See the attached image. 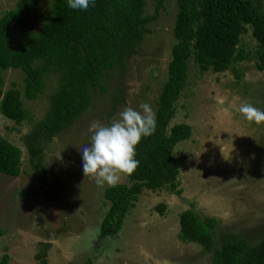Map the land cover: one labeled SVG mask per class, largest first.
I'll return each instance as SVG.
<instances>
[{
    "label": "rangeland",
    "instance_id": "1",
    "mask_svg": "<svg viewBox=\"0 0 264 264\" xmlns=\"http://www.w3.org/2000/svg\"><path fill=\"white\" fill-rule=\"evenodd\" d=\"M14 1L0 0V12ZM50 3L37 0L29 21L22 27L11 26L9 37L13 43H18L25 32L39 31ZM162 4L157 18L147 24L148 32L135 44V53L125 56L124 71L120 74L110 70L105 90L94 88L89 92L85 111L66 129L41 142L43 181L40 169H30L19 141L30 125H14L0 114V135L22 149L20 174H0V255L3 251L8 254V264H35L33 254L39 241L51 244L48 264H68L67 251L73 249L77 253L73 264L91 257V253L98 254V250L105 249V256L110 252L112 255L114 245L119 251L108 261L116 262L106 264H133L121 262L123 253L134 255L137 264H213L211 251L185 244L176 234L178 213L191 206L217 220L218 234L231 232L249 243L264 236V124L250 122L239 112L245 102L264 110V71L255 68L252 52L246 60L219 73L209 69L200 74L188 60L186 82L171 119V123L189 124L192 131L173 149L174 154L185 155L176 181L180 193L167 187L155 192L143 190L133 216L131 210L127 212L133 230L127 234L126 229L120 240L98 236L100 219L108 206L102 197L107 184L101 187L92 177H84L80 149L90 145L95 125L110 124L125 107L139 111V106L147 103L155 110L174 42L171 28L175 0H163ZM152 10V1L146 0L144 13ZM241 41L246 50L255 47L249 30L241 35ZM21 77L17 69L0 71L2 90L11 81L19 86ZM57 79V74L48 73L42 93L35 99L22 100L32 113V122L44 116L48 94L54 91ZM117 88L122 90L125 103L106 117L111 94H118ZM124 180L122 176L121 182ZM160 201L165 208L158 214L154 206ZM95 261L93 264H99L98 258Z\"/></svg>",
    "mask_w": 264,
    "mask_h": 264
},
{
    "label": "trees",
    "instance_id": "2",
    "mask_svg": "<svg viewBox=\"0 0 264 264\" xmlns=\"http://www.w3.org/2000/svg\"><path fill=\"white\" fill-rule=\"evenodd\" d=\"M153 10L144 13L146 0H94L87 10H73L67 0H51L44 11L39 31L25 32L18 43L9 37L12 25L24 26L37 8V0H15L0 12V71L8 68L22 73L19 86L10 82L2 90L0 78V114L14 125L28 123L30 130L20 136L31 170L40 169L42 181L41 142L66 129L85 111L89 92L105 90L110 70L122 73L125 56L135 53V44L148 32L163 0H151ZM176 11L171 28L174 42L166 76L156 100V132L141 140L136 147L140 165L134 174L116 187L103 188L102 197L108 203L99 226L100 238L115 235L128 210L134 207L143 190L155 192L176 188L177 175L184 154L173 153L174 146L191 136V127L184 122L171 123L175 102L186 82L187 63L191 59L200 74L219 73L231 64L256 59L255 68L264 71V0H175ZM250 31L255 41L246 50L241 35ZM48 73L58 75L54 91L48 94L44 116L32 122V113L23 99L32 100L42 93ZM237 77V72H234ZM111 94L106 117L124 104L123 92ZM22 149L0 135V174L15 177L21 172ZM165 205L154 206L161 214ZM214 217L202 215L191 207L178 213V238L188 245H197L212 252L213 264H264V236L255 243L231 232L219 234ZM217 234V235H216ZM217 236V237H216ZM33 254L35 264H47L49 242L39 241ZM3 251L0 264H8ZM86 257L80 264H91Z\"/></svg>",
    "mask_w": 264,
    "mask_h": 264
},
{
    "label": "clouds",
    "instance_id": "3",
    "mask_svg": "<svg viewBox=\"0 0 264 264\" xmlns=\"http://www.w3.org/2000/svg\"><path fill=\"white\" fill-rule=\"evenodd\" d=\"M67 4L73 10H87L90 4L94 7V0H67ZM139 107L138 111L127 106L110 124L95 125L90 145L80 149L84 177H92L101 187H116L122 176L135 173L140 165L136 147L143 138L153 135L157 127L152 107L147 103ZM239 112L250 122L264 124V110L250 103L241 104Z\"/></svg>",
    "mask_w": 264,
    "mask_h": 264
},
{
    "label": "crops",
    "instance_id": "4",
    "mask_svg": "<svg viewBox=\"0 0 264 264\" xmlns=\"http://www.w3.org/2000/svg\"><path fill=\"white\" fill-rule=\"evenodd\" d=\"M148 192H150V191H148ZM139 196V195H138ZM142 196H143V194H142ZM142 202H143V200H141ZM161 203H162V201H160ZM136 203V202H135ZM134 207H135V205H134ZM134 207H132V208H130L129 210H128V212L130 211V216H133V208ZM141 207H143V205L141 204L140 205V208ZM139 208V209H140ZM138 209V210H139ZM126 215H127V213L125 214V216H124V218H123V220H124V224H123V221H122V224H121V227H120V229L118 230V232L115 234V235H113L114 237H117L118 238V240H120L121 238L123 239L124 237H123V235H122V233L127 229L128 230V232H127V234L130 232V231H132L133 229H132V222H133V220H132V222H131V218L132 217H128V215H127V217H126ZM101 220V219H100ZM135 223V222H134ZM177 236H178V230H177ZM113 236H111V237H113ZM131 236H134V235H132V233H131ZM130 236V237H131ZM50 243V242H49ZM123 243H127L125 240H124V242ZM122 243V244H123ZM51 245V244H50ZM115 246V245H114ZM114 246L112 247V249L110 250V251H112L113 253H112V255L114 254L115 255V253H117L119 250L118 249H115L114 248ZM128 248V246H124L123 248ZM50 249V248H49ZM49 249L47 250V252L49 251ZM128 249H130V247L128 248ZM67 250V249H66ZM132 250V249H131ZM122 251V250H121ZM68 253H69V258H68V260H69V263L68 264H73L72 262H73V259L75 258L76 260H77V253H76V250H74L73 249V251H70V250H68L67 251ZM105 252H106V250L104 249V252H103V250L101 251H99L98 250V254H96V253H91L90 254V256L92 257V263L91 264H93V263H95L96 261H95V258L97 259L98 258V261H99V264H106L107 263V261H108V259L109 258H111L112 257V255H111V252H110V254H108V255H106L105 256ZM132 253H133V250H132ZM121 254V253H120ZM133 254H135V253H133ZM111 255V256H110ZM121 258H122V260H121V262L122 263H125V262H128V261H131L133 264H135L136 262H137V260H136V258L134 257V255H132V254H130V253H123V255H121L120 256ZM118 258H119V256H118ZM84 259H86V258H84ZM114 260H109L108 262L109 263H112ZM82 262V261H81ZM80 262V263H81ZM114 262H116V261H114ZM79 263V264H80ZM47 264H48V258H47ZM137 264V263H136Z\"/></svg>",
    "mask_w": 264,
    "mask_h": 264
}]
</instances>
